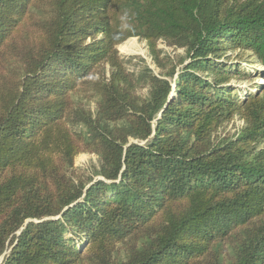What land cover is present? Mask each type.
I'll use <instances>...</instances> for the list:
<instances>
[{
  "label": "trees",
  "instance_id": "obj_1",
  "mask_svg": "<svg viewBox=\"0 0 264 264\" xmlns=\"http://www.w3.org/2000/svg\"><path fill=\"white\" fill-rule=\"evenodd\" d=\"M130 37L157 72L127 69ZM251 74L264 0H0V264H264V82H231Z\"/></svg>",
  "mask_w": 264,
  "mask_h": 264
},
{
  "label": "rangeland",
  "instance_id": "obj_2",
  "mask_svg": "<svg viewBox=\"0 0 264 264\" xmlns=\"http://www.w3.org/2000/svg\"><path fill=\"white\" fill-rule=\"evenodd\" d=\"M127 40H131L133 43V47L131 48L132 50L130 52L120 49L119 47L120 44L117 46V50L120 56L125 60H127L125 64L127 69H129L130 71L137 70V68H139V65L141 64L140 59L142 58L145 60L146 63L151 65V68L155 72H157V69L151 63V59L148 55V48L146 41L143 39H139L138 37H130ZM156 46L158 49L169 53L174 58L175 61H179L185 55L183 49L173 50L172 47L167 46L166 43L162 40H158ZM242 63H243V68H248L249 66H252L254 68V66H256L255 64L248 65L246 62V58L243 59ZM231 82L234 83L237 86V88L247 90L248 88H250V86L256 83H263L264 79L260 76L255 77V75H253L250 76L249 78H241V79L234 78L231 80ZM146 92H147V88L145 87L140 88L139 90L140 95H145ZM84 100L85 99H83V101ZM88 106L90 110L93 111L95 108L94 100H92ZM244 124H245L244 119L241 118L239 114H235L230 120L225 122L215 132H213L211 138L214 139L215 142L217 141V139L226 138L227 136H231L232 138H234L237 132L244 126ZM74 166L76 168L75 171L77 174L80 173L86 176L91 174V171L94 168L98 167V158L94 153L82 152L79 153L74 158Z\"/></svg>",
  "mask_w": 264,
  "mask_h": 264
},
{
  "label": "bare ground",
  "instance_id": "obj_3",
  "mask_svg": "<svg viewBox=\"0 0 264 264\" xmlns=\"http://www.w3.org/2000/svg\"><path fill=\"white\" fill-rule=\"evenodd\" d=\"M119 47L124 51L130 52L132 50L131 48L133 47V43L131 40H127L120 44Z\"/></svg>",
  "mask_w": 264,
  "mask_h": 264
},
{
  "label": "water",
  "instance_id": "obj_4",
  "mask_svg": "<svg viewBox=\"0 0 264 264\" xmlns=\"http://www.w3.org/2000/svg\"><path fill=\"white\" fill-rule=\"evenodd\" d=\"M28 223V220L26 221V223L25 224H27Z\"/></svg>",
  "mask_w": 264,
  "mask_h": 264
}]
</instances>
